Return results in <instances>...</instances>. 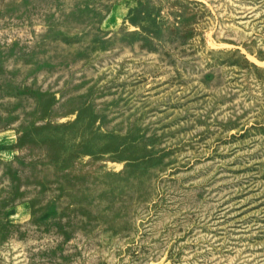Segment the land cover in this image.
I'll use <instances>...</instances> for the list:
<instances>
[{
  "label": "rangeland",
  "instance_id": "rangeland-1",
  "mask_svg": "<svg viewBox=\"0 0 264 264\" xmlns=\"http://www.w3.org/2000/svg\"><path fill=\"white\" fill-rule=\"evenodd\" d=\"M0 264H264V0H0Z\"/></svg>",
  "mask_w": 264,
  "mask_h": 264
}]
</instances>
